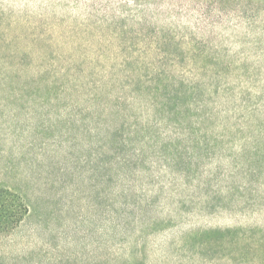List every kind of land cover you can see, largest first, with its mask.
<instances>
[{
	"label": "rangeland",
	"instance_id": "rangeland-1",
	"mask_svg": "<svg viewBox=\"0 0 264 264\" xmlns=\"http://www.w3.org/2000/svg\"><path fill=\"white\" fill-rule=\"evenodd\" d=\"M136 14L148 24L138 25ZM155 24L165 27L160 36L175 37L159 49L214 48L218 66L235 69L237 81L264 98V0H0V186L29 207L0 235V264H264V135L254 131L264 113L226 116L233 128L208 158L197 145L193 162L165 169L156 150L145 149L144 169L119 178L101 148L104 134L89 135L107 123L55 107L12 108L13 89L26 86L25 100L42 96L37 54L155 48ZM59 66L45 76L51 97L61 89L53 80ZM120 83L112 93L123 113H143L140 103L126 108L132 87Z\"/></svg>",
	"mask_w": 264,
	"mask_h": 264
},
{
	"label": "trees",
	"instance_id": "trees-1",
	"mask_svg": "<svg viewBox=\"0 0 264 264\" xmlns=\"http://www.w3.org/2000/svg\"><path fill=\"white\" fill-rule=\"evenodd\" d=\"M130 17L140 26L148 24L138 18V14ZM164 28L155 24L154 34L159 36L149 44L158 47L147 50H72L70 53L50 52V58L37 54L40 66L35 78L44 79L39 91L42 96L35 93L30 100H25L26 86L17 91L13 89L9 96L12 108L19 111L35 104L43 111L55 107L58 113H88L89 117L107 123L98 132L90 131L89 135L104 134L101 148L106 149L110 172H115L119 178L131 168L134 173H140L148 159L144 152L150 148L156 150L153 152L158 159L164 160L165 169L177 165V161L193 162L195 157L190 151L198 146L207 150L200 158H208L210 146L216 147L233 128L224 121L226 116L231 119L240 109L251 117L264 113L262 92L258 86L237 81L235 69L219 67L221 54L214 48L205 53L193 49L179 52L159 49L160 45L175 39L160 36ZM46 45L50 46L47 42ZM25 55L30 58L34 53L30 51ZM11 58H17L15 53ZM204 59L215 62V66L198 67L197 63ZM185 62L189 64H183ZM18 64L24 67V60L18 59ZM56 64L62 67L54 72L53 80L61 83V89L51 97L49 79L45 76L48 68ZM21 70L22 76L24 70ZM8 74L12 75L13 71L8 70L3 76L6 78ZM122 81L132 87L126 108L140 103L143 113L131 116L121 110L122 97L112 92ZM60 101L66 105L58 106ZM254 127V131L264 135V116L261 120L258 118ZM249 143L255 148L259 146L255 139ZM28 208L25 199L0 186V235L12 233L27 216Z\"/></svg>",
	"mask_w": 264,
	"mask_h": 264
}]
</instances>
